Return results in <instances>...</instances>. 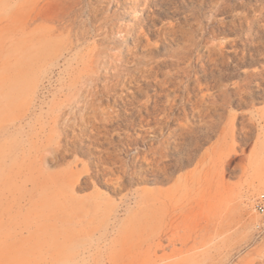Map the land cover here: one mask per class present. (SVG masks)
I'll use <instances>...</instances> for the list:
<instances>
[{
	"label": "rangeland",
	"instance_id": "rangeland-1",
	"mask_svg": "<svg viewBox=\"0 0 264 264\" xmlns=\"http://www.w3.org/2000/svg\"><path fill=\"white\" fill-rule=\"evenodd\" d=\"M195 54L198 90L184 82ZM94 70L97 88L117 81L112 94L142 101L167 103L183 82L206 103L246 91L193 154L174 138L157 164L140 138L154 123L119 120L105 143L77 118L63 123L73 110L125 111L86 93ZM172 117L205 130L182 110ZM172 158L182 163L169 175ZM261 193L264 0H0V264H264Z\"/></svg>",
	"mask_w": 264,
	"mask_h": 264
},
{
	"label": "bare ground",
	"instance_id": "bare-ground-1",
	"mask_svg": "<svg viewBox=\"0 0 264 264\" xmlns=\"http://www.w3.org/2000/svg\"><path fill=\"white\" fill-rule=\"evenodd\" d=\"M192 45V43L190 44ZM197 50L191 48L190 54L195 53ZM201 56L198 54H195L192 62L190 63V79H189V73H186L184 75V82H190V85H192L193 90H198L199 85L195 77L193 78V75L195 72L199 71L200 68H198V64H200ZM262 72V71H261ZM89 79L88 83L92 84L94 86V90L92 89L86 91V93L91 94V97L98 96L100 100L104 96L110 97L116 96L121 100L122 106L125 107L122 112H116L112 111V113H109L103 117L96 118V114L94 116L87 115L83 116L77 113L76 110L71 111L72 113L69 114V117L65 118V121H63L64 124H70L71 123V117L74 119H78L77 121L81 123L83 126V135L88 136L91 141L99 142V143H105L104 141H101V138L105 139H112L111 128L109 126H113L115 123H119V120H126L127 125L134 124L135 119L140 118L142 121H144L146 124L154 123L152 128L153 136H149L147 131H143V133L140 135V138L143 140L144 144L146 145V149H144V153L146 155H149L152 157L153 162L157 164H163V156L170 148L168 144H171L172 142L175 143L174 147L171 146L174 149H178L177 145L173 139L174 138H181L183 139V150L186 153L193 154L194 150L198 148V142L201 139H206L207 137L211 136L217 129L219 123L222 120L223 114L219 113V109H224L225 105L229 101H235L242 100L245 96V89L241 87H235L233 89L232 94H228L226 91L222 90V99L223 102L221 104L216 103H206L205 99L202 96H199L198 94H189L188 90L186 89L184 82L181 84V93L176 96V98L173 99H165L167 103L160 102V97H163L164 95L159 93H154L153 96H146L145 100H139L135 96V92L129 91L124 97H121L119 94H112L111 89L119 85L117 81H114L110 84H102L103 86L101 88H97V77L98 72L97 70H94L88 74ZM100 76V75H99ZM175 79V77H174ZM169 83L176 85V82L173 81V79L168 78L167 79ZM179 82V81H178ZM121 83V82H120ZM181 83V82H179ZM91 86V85H90ZM132 88V87H131ZM139 87H136L137 90ZM88 89V88H87ZM86 90V89H85ZM165 90V89H163ZM162 90V91H163ZM138 94V93H137ZM219 93L216 94L218 96ZM235 97H234V96ZM86 96H83L82 98H79L76 101V108L77 110L81 109L80 101H83ZM89 97V95H88ZM153 98V99H152ZM84 105L83 103H81ZM86 110H88V107L84 105ZM177 110L184 111V114H190L192 118H200L201 120L204 119V123L206 124L204 127V131L202 134H195L192 130H190L189 127L185 126H178V127H171L173 117L172 114L176 112ZM160 112H163L164 115L162 118H158V114ZM145 115V116H144ZM171 115V116H169ZM210 116H214L216 120L209 119ZM92 117L94 118V122L92 125H90L91 130L86 133V127L89 126ZM246 121V120H244ZM73 123H76V121H72ZM156 124V125H155ZM71 125V124H70ZM158 125V126H157ZM248 127V128H247ZM157 128L160 129V133L157 132ZM252 129L251 123L249 121H246L243 125V129ZM116 134V133H115ZM118 134V133H117ZM116 134V135H117ZM159 136H161L160 139H157ZM152 137V138H150ZM126 143L128 145H134L135 143H138L140 140L137 137L130 136L129 138L125 137ZM146 138H149L146 140ZM124 139H120V142H122ZM173 145V144H172ZM139 150H137V153ZM110 157H104V161H107L108 159L111 160L112 153H108ZM225 156L222 158L224 159ZM174 162H171L168 164L169 169L171 170V173L168 172L169 175H172L173 171L177 167V163H182L181 159H175L172 158ZM223 163V161H222ZM137 165V164H136ZM119 172L121 174V178L126 177L125 170L119 166Z\"/></svg>",
	"mask_w": 264,
	"mask_h": 264
},
{
	"label": "built area",
	"instance_id": "built-area-1",
	"mask_svg": "<svg viewBox=\"0 0 264 264\" xmlns=\"http://www.w3.org/2000/svg\"><path fill=\"white\" fill-rule=\"evenodd\" d=\"M256 210L260 214H264V193H261L256 200Z\"/></svg>",
	"mask_w": 264,
	"mask_h": 264
}]
</instances>
